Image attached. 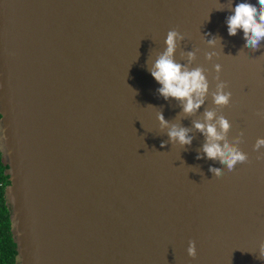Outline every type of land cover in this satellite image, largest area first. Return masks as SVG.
I'll return each mask as SVG.
<instances>
[{"label": "water", "instance_id": "obj_1", "mask_svg": "<svg viewBox=\"0 0 264 264\" xmlns=\"http://www.w3.org/2000/svg\"><path fill=\"white\" fill-rule=\"evenodd\" d=\"M228 3L0 0V153L16 264H264V161L253 151L264 137L255 115L264 108V41L253 51L242 30L228 35L233 13L215 10ZM172 29L185 36L177 62L198 49L192 67L206 69L214 90L219 63L232 93L219 111L229 139L243 130L249 162L219 178L208 170L218 161L196 159L200 133L186 150L161 147L160 108L168 121L183 118L175 99L158 95L146 62ZM208 33L223 45L209 47ZM204 107H214L210 95Z\"/></svg>", "mask_w": 264, "mask_h": 264}, {"label": "clouds", "instance_id": "obj_2", "mask_svg": "<svg viewBox=\"0 0 264 264\" xmlns=\"http://www.w3.org/2000/svg\"><path fill=\"white\" fill-rule=\"evenodd\" d=\"M225 9L233 13L226 18L228 35L236 36L238 31L242 30L245 41L244 47L253 51L258 50L261 42L264 41V0H256V3L251 2V0H242L235 7H233L232 0H229L227 7H220L215 10L223 11ZM204 37L209 47L215 48L218 42L223 45L222 37L218 35L213 36L208 33ZM184 40L185 36L177 29L169 30L164 41L165 49L157 54L151 66L146 62V67L160 85L157 89L158 95L165 101L175 99L181 107V111L175 119L177 117L185 119L197 116L202 107L203 112L199 118L191 120V127H185L181 124L183 119L179 123L166 120L163 110L160 108V111L157 112L159 128L162 133L168 136V140L162 142L161 147L171 143L172 145L178 144L186 150V147H190L193 143L195 138L193 133H200L204 137V143L197 149L196 159L207 158L218 161L221 167L210 165L208 170L213 174V177L219 178L224 175L225 168L231 172L237 164L249 162L248 153L239 147L243 142L244 132L241 130L229 139V132L232 128L231 121L219 111L229 105L232 96L227 82L220 79L221 65L219 63L214 65L216 75L213 79L216 84L215 89L211 90L206 69L199 66L192 67L198 49L182 51L181 60L186 59L187 62H177L175 54ZM217 55L215 51H212L206 53L205 58L212 61L213 57ZM209 95L214 105L212 108L204 107ZM255 115L264 120V108L257 109ZM261 149H264V137H258L253 145V151L257 153V161H264V151ZM187 254L190 257L196 256L195 241H189ZM257 258L264 260V241L259 243Z\"/></svg>", "mask_w": 264, "mask_h": 264}, {"label": "trees", "instance_id": "obj_3", "mask_svg": "<svg viewBox=\"0 0 264 264\" xmlns=\"http://www.w3.org/2000/svg\"><path fill=\"white\" fill-rule=\"evenodd\" d=\"M6 169L0 153V264H16L17 246L11 234L10 210L4 198L5 188L9 185Z\"/></svg>", "mask_w": 264, "mask_h": 264}]
</instances>
